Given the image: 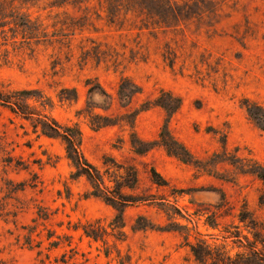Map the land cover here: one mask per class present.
Wrapping results in <instances>:
<instances>
[{"label": "rangeland", "instance_id": "rangeland-1", "mask_svg": "<svg viewBox=\"0 0 264 264\" xmlns=\"http://www.w3.org/2000/svg\"><path fill=\"white\" fill-rule=\"evenodd\" d=\"M49 2H15L47 36L24 42L20 30L12 43L8 34L0 91H32L31 112L77 128L115 202L72 179L64 143L35 128L41 117L0 105V264H53L71 249L76 264H264V182L250 173L253 162L264 166V130L244 108L264 110V0H178L179 21L167 27L132 16L109 24L97 0H76L79 11ZM84 8L81 28L61 30L63 12ZM121 78L141 89L124 107ZM161 90L181 99L175 114L139 111ZM133 117L152 148L142 155L130 144ZM107 121L115 125H92ZM165 124L187 163L157 145ZM117 194L137 201L123 207ZM88 222L102 228L100 240L83 235Z\"/></svg>", "mask_w": 264, "mask_h": 264}, {"label": "trees", "instance_id": "trees-1", "mask_svg": "<svg viewBox=\"0 0 264 264\" xmlns=\"http://www.w3.org/2000/svg\"><path fill=\"white\" fill-rule=\"evenodd\" d=\"M17 0H0V51L7 53L6 47L8 42V34L11 35V42L15 43L17 40V35L20 34V30L24 33L21 38L24 42L29 41L31 39H37L39 37L46 38L47 33L46 29H44L43 25L37 23L36 20L32 21L28 15L22 14L20 9L15 6V2ZM23 4H31L35 5L39 0H19ZM178 0H97L98 6L105 14L106 21L112 25H118L119 16H122L124 19H127L128 16H132L134 18L139 19L140 22L143 23V26H146L147 23L152 22V25H160L162 27H167L173 23L178 22V14L180 15V5L177 2ZM76 0H52V2L48 3V7L51 9L62 10L69 6L73 9H77L79 11L81 6H77ZM87 8L82 9L83 12L81 16H69L67 13L63 12L64 21H61V30L64 29H78L83 26L82 23L87 18V13L85 12ZM169 14V15H166ZM59 14H56L57 17ZM97 17H100V14H96ZM172 19V20H169ZM129 20V18L127 19ZM19 31V32H18ZM41 35V36H40ZM64 36L67 34H63ZM29 36V37H28ZM99 89H101L100 85ZM102 90V89H101ZM90 92H94L93 88L89 89ZM32 91L29 90H21L18 92H9L3 93L0 91V105L3 106H11L15 105L17 110L20 112V115L23 117L33 118L35 116H39L41 118H37L38 122L35 128L40 127L41 133L48 138H59L65 145V153L66 158L70 161L71 165L75 169V172L72 175V179L76 180L80 177H85L90 187L92 189L89 196L98 198L108 203V201L115 202V197L111 198L108 196V187L105 185L103 177L99 174V172L87 162L84 158L81 150V134L77 128L71 127H62L55 120L48 118L46 116L36 115L31 112L30 107L26 103L28 100L33 98ZM141 93V89L133 83L130 79L121 78L118 82L116 98L121 107L127 106L131 103L132 99ZM106 95V94H105ZM107 97L111 99V96ZM76 99V97H75ZM36 102H39L41 106L45 107L47 104L42 103L39 99L35 98ZM20 102V103H19ZM124 102H127L126 105H121ZM150 107L160 108L165 112L167 116H172L175 114L179 108L181 107V99L170 92H166L161 90L159 95L154 98L152 101L145 102L142 104L141 110L146 111L150 109ZM244 108L247 112V115L252 119L261 130H264V110L255 104L246 102L244 104ZM95 118L98 116H94ZM134 117L131 118L128 123L131 131L134 127ZM92 125L100 129L106 126H113L114 123L107 121L104 124H95L92 122ZM157 145L162 147L167 154L175 157L176 159L187 163L189 154L177 140L171 135L168 125H163L159 134L158 140L156 141ZM130 144L134 153L138 155H142L147 153L151 148L141 141L135 133L132 131L130 134ZM253 166L251 168L250 173L255 174L260 180L264 182V166L259 165L256 162L252 163ZM12 193H16L15 190H11ZM17 191V190H16ZM21 191H23L21 189ZM121 198V203H123V207L125 205H129V203H135L137 200H124L123 196L117 194ZM117 198V197H116ZM119 199V198H117ZM120 200V199H119ZM139 201H146L145 199ZM119 203V202H117ZM120 204V203H119ZM117 211L116 218L119 219L120 228L124 227L123 222V209L116 208ZM40 218L45 219L46 215L38 214ZM78 227L75 228L77 230ZM82 233L85 237L97 241L102 238L101 231L102 228L98 226L97 223H86L82 226ZM149 229H152L149 227ZM59 242L50 243L51 247L57 248L59 246ZM74 249L70 250L71 255L66 258V253L62 254L59 259H55L53 264H76L73 261V257H75L76 252H73ZM73 252V253H72ZM38 264H44L40 261ZM123 264V263H121Z\"/></svg>", "mask_w": 264, "mask_h": 264}]
</instances>
